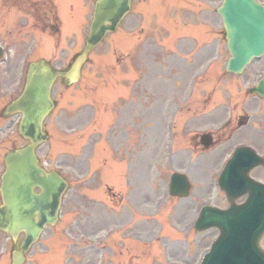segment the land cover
I'll return each instance as SVG.
<instances>
[{"label":"rangeland","instance_id":"1","mask_svg":"<svg viewBox=\"0 0 264 264\" xmlns=\"http://www.w3.org/2000/svg\"><path fill=\"white\" fill-rule=\"evenodd\" d=\"M34 1H39L36 10L20 0H0V44L8 50L0 60V111L21 92L30 61L46 58L62 69L69 66L74 55L85 45L95 0ZM151 1L148 6L155 11L143 14L148 18L149 29L143 27L133 14L128 16L120 26L121 31L115 34L116 38L109 35L91 52L80 84L66 87L58 79L54 85L52 95L56 107L45 123L50 138L39 147L38 155L49 168L58 169L68 179L70 187L59 221L47 227L41 240L29 251L26 264H81V254L73 250L72 243L79 242L80 234L87 232L89 227L104 224L99 222L98 225L95 221L108 217L113 211L116 214L109 220L112 222L109 228L114 229L119 238L123 235L132 238V233L138 232L139 237H135L138 242H134L146 246H139L140 252L144 249V257L140 253L139 258L128 262V257L133 258L136 256L133 253H137V246L131 245L127 257L123 255L120 259L122 255H119L116 264H196L219 234L217 229L195 231L192 222L197 213L193 198L173 199L166 191L170 174L187 167L188 157H181L177 152L171 154L173 149L170 150L168 144L172 142V134H166L165 122L159 119L164 108L169 114L176 107L179 110V103L195 81L205 83L213 79L209 86L213 82L243 84V81L241 76H233L224 70L229 52L219 25L220 16L215 12L219 0H212L214 13L202 17L199 10L196 20L192 16L194 4L183 6V17H174L177 19L167 27L165 21L158 22L157 19L166 17L160 0ZM138 2L141 0H136V4ZM198 23H207L214 28L215 34L213 36L209 31L208 36L201 37L209 38V41L196 45L193 39L196 32L190 27ZM182 26L183 33L173 36L176 27ZM126 33L129 38L124 37ZM207 67H215L214 72L218 74H206ZM224 83L217 89L215 99L209 101L210 105L222 98ZM126 84L132 85V90L123 86ZM202 88L199 87V98L205 96ZM128 93L133 94L135 113L140 111L134 123L133 141L125 136L114 118L117 117L116 106L128 101ZM150 115L152 128L143 131L142 123L138 121L143 119L148 126ZM175 115L176 110L171 115V122ZM20 117H0V176L5 168L4 154L11 148L27 144L17 131ZM218 118L219 115L213 114L208 123L213 124ZM138 124L140 128L136 127ZM182 134L180 131L175 135V145ZM117 136L123 138L119 140L115 138ZM114 141H121L126 146L133 144L131 150L137 168L133 194L125 190L127 178L121 177L127 173L126 165L131 168L130 157H127L128 161L119 160L121 155L115 151L119 147L114 148ZM106 159H109L108 163H105ZM99 166L100 173L96 169ZM112 166H118L117 174L111 172ZM203 171L198 173L202 175ZM98 173L99 178H103L102 184L95 182ZM108 183L117 184L125 192L115 190L117 185L111 187ZM101 186H108L111 191L105 194L104 189L99 188ZM112 194L118 197L112 198ZM212 201L216 200L212 198ZM197 204L200 206L201 200ZM16 247L17 243L14 244L10 236L0 232V264H11V251Z\"/></svg>","mask_w":264,"mask_h":264},{"label":"water","instance_id":"2","mask_svg":"<svg viewBox=\"0 0 264 264\" xmlns=\"http://www.w3.org/2000/svg\"><path fill=\"white\" fill-rule=\"evenodd\" d=\"M131 1L96 0L86 46L70 68L55 70L45 59L32 62L22 94L3 111V115L22 113L19 133L30 140L25 147L6 154V170L0 188L3 199L0 229L10 234L14 242L20 233H25L19 249L12 253V264H24L26 252L38 241L45 227L49 223L55 224L68 187L67 181L58 172H47L40 166L36 155L38 145L48 138L43 131V123L54 107L51 98L53 83L59 75L66 85L80 80L90 50L102 41L108 31L116 29L129 12ZM220 12L225 19L228 47L232 54L227 69L241 73L252 58L264 53V5L255 0H225ZM233 184L234 188L239 187ZM250 187L255 189L253 184ZM35 188L41 191L35 192ZM189 188L185 175H173L172 194L188 195ZM247 205L249 209L244 210L231 200L230 208L225 211L214 214L209 207L203 209L196 227L201 230L217 226L221 235L201 264H264V252L258 245L260 236L264 234V201L262 209H256L254 200ZM250 211L261 215L252 216Z\"/></svg>","mask_w":264,"mask_h":264},{"label":"flooded vegetation","instance_id":"3","mask_svg":"<svg viewBox=\"0 0 264 264\" xmlns=\"http://www.w3.org/2000/svg\"><path fill=\"white\" fill-rule=\"evenodd\" d=\"M203 4L209 8L210 0H204ZM259 62L263 63V66L250 68L249 72L246 74V79L251 80L254 78L256 82H258V80L264 76V61ZM242 101V114L239 120V131L237 134H235V131L232 132V134L225 133V137L221 140L223 145L220 146V149L236 142L234 135L239 141L238 145L252 148L256 153L258 160L256 166L250 171V176L264 187V96L259 93H247ZM205 133H196L193 137L192 142L195 139L193 145L197 147V149L202 148V150H205L204 147L199 144L200 140L202 142V136H204ZM213 140V146L218 144L220 141L218 133L217 138L215 137ZM260 194H262V191H260ZM246 198L247 195L244 194L241 197V201L246 200ZM99 230L100 228L93 227L89 228L87 232L82 234L84 245L81 250V264H100V262L113 264V261L116 259L117 255L115 252L104 255L101 253V244L94 241L100 239ZM102 256L103 258H101Z\"/></svg>","mask_w":264,"mask_h":264}]
</instances>
